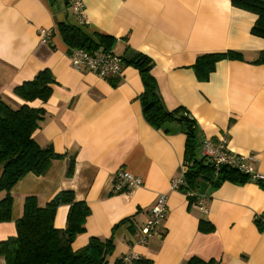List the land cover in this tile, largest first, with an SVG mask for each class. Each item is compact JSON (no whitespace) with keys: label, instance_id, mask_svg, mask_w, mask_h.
I'll list each match as a JSON object with an SVG mask.
<instances>
[{"label":"crops","instance_id":"0c3cea01","mask_svg":"<svg viewBox=\"0 0 264 264\" xmlns=\"http://www.w3.org/2000/svg\"><path fill=\"white\" fill-rule=\"evenodd\" d=\"M72 1L0 0V97L20 107L25 102L14 88L48 69L54 78L50 98L27 105L45 111L35 142L63 157L45 176L28 173L13 187L11 220L0 223V242L16 235L26 197H35L43 207L59 192L71 191L75 201L89 208L84 231L71 248L78 251L91 238L112 237L107 264H121L131 252L141 256L140 264H188L192 259L264 264V226H259L264 191L259 184L205 187L201 192L210 196L205 214L186 190L171 191L170 181L183 166L182 127L167 123L155 128L145 120L143 84L134 66L123 62L120 76L106 79L74 70L59 31L63 23L77 26L95 42L98 35L119 41L128 49L126 60L149 57L164 108L181 107L196 123L197 157H202L204 141L226 138L229 150L264 177V63L258 61L264 39L251 34L257 16L233 7L231 0H82L88 24H81ZM40 28L54 30L49 44L39 41ZM228 51L242 59H223L207 79L198 78L193 65L199 57ZM70 159L74 168L68 177ZM120 169L141 178L142 186L114 194ZM160 194L167 196L166 219L157 227L162 235L133 244ZM68 209L57 208L56 229H65ZM0 264H6L2 257Z\"/></svg>","mask_w":264,"mask_h":264},{"label":"trees","instance_id":"16d2710c","mask_svg":"<svg viewBox=\"0 0 264 264\" xmlns=\"http://www.w3.org/2000/svg\"><path fill=\"white\" fill-rule=\"evenodd\" d=\"M231 4L257 16L251 34L264 39V0H231ZM59 31L70 50L82 49L93 53L102 48L103 51L118 55L123 62L138 69L143 84L140 100L145 120L155 128H161L167 123H177L186 137L183 159V165L186 166L185 184L179 189L187 191L190 201L196 202L197 199L190 193H202L205 187L216 188L223 182L242 184L254 181L264 191V180H254L250 175L228 166H221L216 171L205 157H197L196 123L181 107L173 111L164 108L157 94L155 79L151 75L153 63L149 57L136 55L126 60L128 49L119 41L98 35L95 42L77 26L63 23L59 25ZM223 59L241 60L242 55L228 51L199 57L193 65L198 78L207 79L216 63ZM258 61L264 63V52L260 53ZM53 84V76L45 69L32 80L14 88V94L25 104L13 108L0 97V193H3L0 199V223L11 220L13 187L28 173L45 176L53 162L63 158L35 142L33 134L44 119L45 111L27 105L35 100L47 102ZM73 168L74 159H70L68 177L73 174ZM61 205H67L69 208L64 230L54 227L55 213ZM88 215L87 205L75 201L71 191L59 192L43 207L38 205L35 197L28 196L23 202L22 216L15 223L16 235L0 242V257L6 264H107V258L114 250L112 237L107 240L91 238L87 245L78 251L71 248L76 236L84 231ZM259 226L263 228L264 223L260 221ZM210 229L201 226L203 231ZM188 264L214 263L192 259Z\"/></svg>","mask_w":264,"mask_h":264},{"label":"built area","instance_id":"2783aa9c","mask_svg":"<svg viewBox=\"0 0 264 264\" xmlns=\"http://www.w3.org/2000/svg\"><path fill=\"white\" fill-rule=\"evenodd\" d=\"M71 10L78 16L81 24H88L85 15L84 5L82 0H73L70 6ZM54 30L50 28H40L38 31L39 41L43 44H49L53 38ZM71 66L76 71H87L95 74L99 79L108 77L120 76L123 69V60L112 52H87L82 49H71L69 54ZM201 155L205 157L216 171L221 166H228L238 171L248 174L252 179L264 180L263 176L253 173L247 163V159L243 156L233 153L228 148V141L222 138L217 141L206 140L201 145ZM186 166H182L180 174L173 177L170 181V190L176 191L185 184L184 174ZM141 178L123 170H118L114 175L112 192L114 194L129 193L142 186ZM195 196L196 206L198 210L205 214L210 196L207 192L190 193ZM167 215V196L160 194L155 205L151 209L146 222L137 233L136 239H131L133 244H144L151 236H161L162 233L157 231V227L164 222ZM264 223V218L262 219ZM141 256L131 252L125 255L121 264H140Z\"/></svg>","mask_w":264,"mask_h":264}]
</instances>
